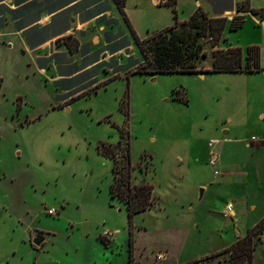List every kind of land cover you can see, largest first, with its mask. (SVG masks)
<instances>
[{
  "label": "rangeland",
  "instance_id": "374dc122",
  "mask_svg": "<svg viewBox=\"0 0 264 264\" xmlns=\"http://www.w3.org/2000/svg\"><path fill=\"white\" fill-rule=\"evenodd\" d=\"M167 3L126 0L138 37L173 24ZM248 28L230 39L251 41ZM221 43L206 45L199 69L211 68ZM141 61L113 0H0V264H129L130 246L131 264H264V222L246 234L264 214L263 157L246 147L252 136L262 140L263 78L126 76ZM121 131L132 182L155 188L150 210L134 217L131 245L126 205L109 194L112 161L97 151ZM223 138L232 141L218 146L222 161L254 159L253 174L202 198L207 144ZM229 201L236 221L222 214ZM108 232L112 241L102 238ZM253 232L250 263L232 250ZM37 234L45 239L34 249Z\"/></svg>",
  "mask_w": 264,
  "mask_h": 264
},
{
  "label": "trees",
  "instance_id": "16d2710c",
  "mask_svg": "<svg viewBox=\"0 0 264 264\" xmlns=\"http://www.w3.org/2000/svg\"><path fill=\"white\" fill-rule=\"evenodd\" d=\"M113 2L123 22L129 28L134 43L142 55V61L136 65L134 71L128 72L126 76L130 74L157 76L161 74L197 75L204 73L264 71L260 66V48L258 46L249 47L246 56H244L240 47L215 49L211 53V68L208 70L199 69L201 61L208 56L206 45L210 44L214 49L220 42L226 41L223 35L229 24L227 18L210 17L199 7L187 20L180 21L177 11L173 8L174 22L171 26L155 31L145 38H140L124 11L126 0H113ZM237 11L239 13L250 12L253 15L260 14L264 16V12L261 10L250 7L249 0L239 2ZM244 22V16H235L228 26L229 30H238L243 26ZM66 38L70 39V36ZM60 41L62 40H57V42ZM244 61H246L245 64ZM113 80L114 78H109L103 81L99 86L93 87L90 90L91 93L96 92L100 86L108 85ZM175 94L176 98H181L179 92ZM184 100L188 102L187 97H184ZM97 151L101 156L112 161L113 182L109 187V194L111 198H117L126 205L129 245H131L134 217L139 213L150 210L152 207L154 186L146 182L140 185L132 182L131 145L129 137L126 138L124 132L121 131L120 140L117 144L99 142ZM253 236L254 232L250 233L245 239L238 241L232 250V252L239 251L241 256H246L250 263L253 255L251 239ZM130 247L129 264H131Z\"/></svg>",
  "mask_w": 264,
  "mask_h": 264
},
{
  "label": "crops",
  "instance_id": "0c3cea01",
  "mask_svg": "<svg viewBox=\"0 0 264 264\" xmlns=\"http://www.w3.org/2000/svg\"><path fill=\"white\" fill-rule=\"evenodd\" d=\"M174 2V6L171 7V9L175 8V10L177 11L178 17L180 21H185L187 20L192 13L197 9V8H201L203 11H205L210 17L213 18H227L228 19V23L230 24V22L232 21V19L235 16L238 15H242L245 18V22L243 24V26L241 28H239L238 30L235 31H230L229 30V24L227 26V28L224 31V35L223 38H225V42L223 41L221 43L223 48V45L227 46V47H240L243 51L244 56H246L247 53V49L249 47L252 46H258L260 48V66L261 68L264 70V16H261L260 14L258 15H253L250 12H243V13H239L237 11V5L239 2H242L244 0H195L194 1V5L193 7L190 9V11H187V13H185V11H181L179 10V3L180 0H172ZM154 2L156 4H168V0H154ZM249 4L250 7L252 9H257V10H261L262 12H264V0H249ZM173 12V11H172ZM173 20V18H172ZM172 24H170L169 26H171ZM167 26V27H169ZM249 27L248 30L253 32V39L251 41H248L244 44H242L240 42V40L236 39V40H231L230 39V34L231 33H238L240 31H242L244 28ZM246 63V61H244V64ZM207 74H226V75H247V76H261L264 80V71H260V72H236V73H204V74H197L200 77H204ZM263 95H264V91H263ZM187 97H188V93H187ZM264 97V96H263ZM189 101V99H188ZM263 109H264V105H263ZM258 118L261 121V124L259 126V129L261 131V135H262V140H259V142H251L250 140H248L246 142V147L247 148H253L255 149V151L257 153H260L263 157V174H264V111L260 114H258ZM227 122L230 123V119L227 120ZM225 135H228L229 133L232 132V128L231 127H227L225 128V130L223 131ZM254 137V136H252ZM211 141H217L216 144V149L218 151V146L221 143H228L230 141H232V139L230 138H223L222 140L219 139H212L208 142L207 146H208V155H207V160L209 157V152L211 150V147L209 145V143ZM237 141V140H236ZM258 143V144H257ZM260 143V144H259ZM255 144L256 147L254 146ZM220 155V152H218ZM256 156L255 153H253V157ZM245 157H241L240 155H234L233 157L230 158V160L232 161L231 164L229 163H225L222 161L221 155H220V161L218 164V170H219V174L215 175L212 168H210L207 164V160H206V166L207 168L210 170V181L207 182L206 185L203 186V196L204 197L205 193L207 192L208 188L213 187V185L218 184L221 185L223 183H230L232 181L235 180H239L240 179H244V178H250V176L253 174V168H255V161L254 159H244ZM259 181V180H258ZM263 181H264V177H263ZM209 183V184H208ZM261 190L264 191V183L261 186ZM153 194H155V188L153 190ZM201 198V199H202ZM228 203H232V201H229ZM227 203V204H228ZM226 204V205H227ZM234 206V204H233ZM251 210L255 209V205H251ZM231 219H234L236 221V213H235V209H234V216L233 217H228ZM262 221H264V214L262 215L261 219L258 222L253 223L248 229L246 234L248 233L249 229H251L252 227H254L257 224H260ZM118 232V231H116ZM116 234V233H115ZM113 233V236L115 235ZM42 235V234H41ZM44 236V235H43ZM32 237V235H31ZM240 237H244V236H237V240L235 238V240L233 241V243L235 241H238L240 239ZM112 238L108 239L111 240ZM112 241V240H111ZM114 242V241H113ZM31 245L34 249H38L41 248L42 245L37 246L38 248L34 247L33 242L31 241ZM205 256V255H204Z\"/></svg>",
  "mask_w": 264,
  "mask_h": 264
},
{
  "label": "built area",
  "instance_id": "2783aa9c",
  "mask_svg": "<svg viewBox=\"0 0 264 264\" xmlns=\"http://www.w3.org/2000/svg\"><path fill=\"white\" fill-rule=\"evenodd\" d=\"M257 139L255 137H252L250 139L251 142H255ZM216 144H217V141H211L209 143L210 147H211V150L209 152V157H208V160H207V164L210 168H212L213 172L215 175L219 174V170H218V164H219V161H220V155L218 153L216 149ZM47 214L49 215H55L56 214V211L54 209H48L47 210ZM223 216L225 218H228V217H233L234 216V206L232 203H228L223 212H222ZM113 236V233L111 232H108L106 233L103 238L105 239H110L111 237ZM158 259H163V254H159L158 256Z\"/></svg>",
  "mask_w": 264,
  "mask_h": 264
},
{
  "label": "water",
  "instance_id": "95a60500",
  "mask_svg": "<svg viewBox=\"0 0 264 264\" xmlns=\"http://www.w3.org/2000/svg\"><path fill=\"white\" fill-rule=\"evenodd\" d=\"M45 237L41 234H37L35 238L33 239V244L35 246H40L42 242L44 241Z\"/></svg>",
  "mask_w": 264,
  "mask_h": 264
}]
</instances>
